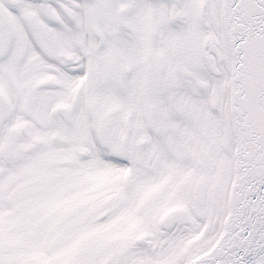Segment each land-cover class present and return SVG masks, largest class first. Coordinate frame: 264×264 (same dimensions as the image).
Segmentation results:
<instances>
[{
  "label": "snow or ice",
  "instance_id": "6c2138e0",
  "mask_svg": "<svg viewBox=\"0 0 264 264\" xmlns=\"http://www.w3.org/2000/svg\"><path fill=\"white\" fill-rule=\"evenodd\" d=\"M0 264H264V0H0Z\"/></svg>",
  "mask_w": 264,
  "mask_h": 264
}]
</instances>
